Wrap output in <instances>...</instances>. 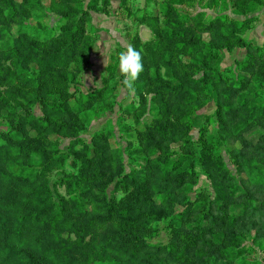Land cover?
I'll use <instances>...</instances> for the list:
<instances>
[{"label":"rangeland","instance_id":"obj_1","mask_svg":"<svg viewBox=\"0 0 264 264\" xmlns=\"http://www.w3.org/2000/svg\"><path fill=\"white\" fill-rule=\"evenodd\" d=\"M0 170L13 229L78 182L65 225L23 231L58 264H264V0H0Z\"/></svg>","mask_w":264,"mask_h":264},{"label":"trees","instance_id":"obj_2","mask_svg":"<svg viewBox=\"0 0 264 264\" xmlns=\"http://www.w3.org/2000/svg\"><path fill=\"white\" fill-rule=\"evenodd\" d=\"M65 105L66 102L63 106L64 109ZM57 110L62 111L63 109L59 107L57 108ZM5 169L11 176L18 178L19 182L23 186H34L37 177L32 172V170L34 169L30 166L20 163H7ZM0 172L2 171L0 170ZM86 172H82L79 179L80 182H84L86 180ZM77 183L78 182L66 183V190L68 192V195L71 196V198L69 199L70 203L79 210L82 209L83 204L80 201V198L76 197L77 193L75 190L77 188ZM33 188V191L40 192L38 194V197H42V199H40V207H31L26 212L19 215L16 218L14 229L5 221L3 217L0 216V262H5L7 259L9 260L17 252L9 244L8 240H10L13 244L19 246L22 251H26V253L32 254L43 264H58L57 261L55 262L52 257H50L52 256L51 254L48 255L42 252L43 250L41 251L35 242L24 239L23 231L26 229H32L36 234H40L41 231H37L36 229L39 225L48 228L49 230H53L54 228L65 225L70 217L67 207V203L69 201L67 202L64 198L60 197L56 193H51L48 191L45 193L44 186H42L41 188ZM1 202H4V204H6V199L2 196H0V203ZM82 212L84 213V211ZM139 242L140 243L137 245H143V241ZM159 248L160 245L156 247V249ZM55 253L57 258H60L61 260H69L67 254H64L63 252L61 253L59 252V250H56Z\"/></svg>","mask_w":264,"mask_h":264},{"label":"clouds","instance_id":"obj_3","mask_svg":"<svg viewBox=\"0 0 264 264\" xmlns=\"http://www.w3.org/2000/svg\"><path fill=\"white\" fill-rule=\"evenodd\" d=\"M106 49H104L105 55ZM118 67L122 75V85L129 96L136 93L135 82L143 72L142 55L131 44L118 54Z\"/></svg>","mask_w":264,"mask_h":264}]
</instances>
